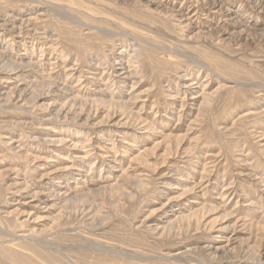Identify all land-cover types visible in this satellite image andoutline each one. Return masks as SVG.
<instances>
[{
    "label": "rangeland",
    "instance_id": "374dc122",
    "mask_svg": "<svg viewBox=\"0 0 264 264\" xmlns=\"http://www.w3.org/2000/svg\"><path fill=\"white\" fill-rule=\"evenodd\" d=\"M0 264H264V0H0Z\"/></svg>",
    "mask_w": 264,
    "mask_h": 264
}]
</instances>
